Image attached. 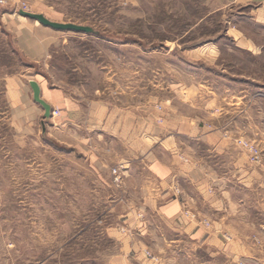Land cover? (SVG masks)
I'll return each instance as SVG.
<instances>
[{
	"label": "rangeland",
	"instance_id": "rangeland-1",
	"mask_svg": "<svg viewBox=\"0 0 264 264\" xmlns=\"http://www.w3.org/2000/svg\"><path fill=\"white\" fill-rule=\"evenodd\" d=\"M18 9L102 33L61 31L45 66L46 76L79 101L98 97L124 109L166 103L213 130L219 147L235 149L214 156L204 141L182 148L188 155L185 148L195 147L206 161L237 173L225 176L231 183L210 189L231 202L223 226L213 223L211 233L220 237H205L201 245L175 237L177 244L168 250L160 239L147 255L164 264H264V25L238 17L248 9L230 0H8L0 13L18 15ZM228 21H237L254 44L239 42L245 49L234 50L225 36ZM13 43L12 34L2 30L0 264H109L120 246L108 229L137 209L136 188L114 180L117 164L109 176L100 163H91L85 146L77 150L40 138L39 108L17 86L40 82L43 71L17 54ZM258 51L263 53L253 54ZM242 164L252 172L245 175ZM233 220L236 226H230ZM148 223L153 237L156 223L162 227L156 232L170 237L153 214ZM233 240L245 250L226 251L223 246L233 247Z\"/></svg>",
	"mask_w": 264,
	"mask_h": 264
},
{
	"label": "crops",
	"instance_id": "crops-1",
	"mask_svg": "<svg viewBox=\"0 0 264 264\" xmlns=\"http://www.w3.org/2000/svg\"><path fill=\"white\" fill-rule=\"evenodd\" d=\"M230 3L248 9L247 12L240 10L238 17L247 16L253 22L264 25V0H230ZM227 24L225 36L233 41L234 50L245 49L239 42L254 44L238 27L237 21H228ZM2 30L12 34L17 54L40 66L43 71L40 82L34 79L40 86V96L58 112L46 124L47 139L42 137L40 124V138L47 142L56 140L77 150L85 146L86 157L91 163H100L109 176L111 167L117 164L119 183L136 188L137 209L133 213L120 215L118 227L108 229L120 246V252L112 257L109 264H164L162 258L158 261L147 255L151 245L160 239L166 240L168 250L170 244H177L175 237L198 244H204L205 237H220L219 232L211 233L215 230L213 223L215 220L223 226V216L227 217L226 209L231 202L229 197L216 196L210 189L214 185L220 186V183H231V177L229 180L225 178L231 171L228 172L218 161H206L200 154L201 150L195 147L185 148L188 155L182 148L193 146V141H204L214 147V156L227 152L234 154V148H228V145L219 147L221 138L213 130L204 128L196 119L177 114L166 103L145 106L143 109L140 106L124 109L98 97L86 102L79 101L66 88L55 85L52 78L45 74L49 55L62 37L61 31L3 11L0 13V32ZM262 53L258 51L253 54ZM197 54L199 56L200 53ZM28 80L24 88H17L20 95H26L27 99L31 97L28 103L33 108L34 105L39 108L41 123L43 109L33 101ZM96 143L99 144V152ZM158 151L168 155L169 160L159 158ZM106 155L112 159L110 162L105 159ZM231 163L233 170H236V160ZM246 169V165L242 164L240 171ZM251 172L245 171V175ZM231 173L234 176L237 174L235 171ZM241 182L246 183L247 179ZM150 214L165 225L164 229L170 231V237L156 232L162 229L158 223L154 226V237L151 235L148 226ZM206 219L211 221L208 228L205 227ZM232 224L230 226H236L234 220ZM149 235L153 240L151 243L146 240ZM232 242L233 247L227 243L223 248L233 253L237 246L245 250L241 242Z\"/></svg>",
	"mask_w": 264,
	"mask_h": 264
},
{
	"label": "water",
	"instance_id": "water-1",
	"mask_svg": "<svg viewBox=\"0 0 264 264\" xmlns=\"http://www.w3.org/2000/svg\"><path fill=\"white\" fill-rule=\"evenodd\" d=\"M17 12L19 15L23 17L33 19L39 22L41 25L49 27L57 31H63V32L71 31L75 33L102 36V33L98 32L96 29H94L90 25H84V24L74 23V22H57V21L50 20L42 13L30 12V11H26L23 9H18ZM28 85L32 91L33 101L43 109L42 121L40 124H41L42 137L47 139L46 138V124L51 119L52 108L47 102H45L41 98L40 86L35 80L29 79Z\"/></svg>",
	"mask_w": 264,
	"mask_h": 264
},
{
	"label": "built area",
	"instance_id": "built-area-1",
	"mask_svg": "<svg viewBox=\"0 0 264 264\" xmlns=\"http://www.w3.org/2000/svg\"><path fill=\"white\" fill-rule=\"evenodd\" d=\"M8 2V0H0V6H4L6 5ZM58 112L55 109L51 110V117H53L54 115H56ZM112 174L114 175V180L118 179V174H117V169H113L112 170Z\"/></svg>",
	"mask_w": 264,
	"mask_h": 264
}]
</instances>
